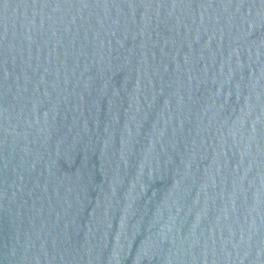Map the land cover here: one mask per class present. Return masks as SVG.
<instances>
[{"label":"water","instance_id":"water-1","mask_svg":"<svg viewBox=\"0 0 264 264\" xmlns=\"http://www.w3.org/2000/svg\"><path fill=\"white\" fill-rule=\"evenodd\" d=\"M0 264H264V0H0Z\"/></svg>","mask_w":264,"mask_h":264}]
</instances>
